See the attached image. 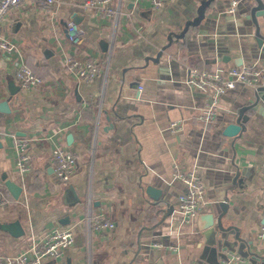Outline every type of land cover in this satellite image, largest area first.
Wrapping results in <instances>:
<instances>
[{
	"label": "crops",
	"instance_id": "0c3cea01",
	"mask_svg": "<svg viewBox=\"0 0 264 264\" xmlns=\"http://www.w3.org/2000/svg\"><path fill=\"white\" fill-rule=\"evenodd\" d=\"M83 1L43 9L25 0L0 24L14 47L0 49V197L8 200L0 255L69 227L72 247L44 264H220L229 245L264 264L256 238L264 224V93L238 84L204 125L196 114L209 95L187 87L190 69L220 63L259 70L264 81V0H164L158 10L110 0L114 20L95 17ZM69 21L82 33L77 45ZM67 55L96 58L104 73L77 82ZM20 61L41 78L38 87L19 88ZM229 123L241 125L234 137L222 133ZM16 138L30 141L24 176L15 168ZM58 145L76 156L69 182L53 174ZM95 217L114 228L95 232Z\"/></svg>",
	"mask_w": 264,
	"mask_h": 264
},
{
	"label": "built area",
	"instance_id": "2783aa9c",
	"mask_svg": "<svg viewBox=\"0 0 264 264\" xmlns=\"http://www.w3.org/2000/svg\"><path fill=\"white\" fill-rule=\"evenodd\" d=\"M25 0H0V24L9 13L18 8ZM36 2L41 8L48 9L55 6L57 0H31ZM138 2H148L153 9L158 10L164 0H137ZM237 5L236 1L231 3V10ZM80 7L93 12L95 17L104 20H114L118 11L110 0H85L80 3ZM66 34L68 40L73 45L80 42L82 33L76 24L66 22ZM0 49L6 52H13L14 47L9 42L0 37ZM65 70L77 82L89 83L97 79L104 73V63L96 58L80 59L76 55H67L63 58ZM261 71L250 70L249 68L225 67L217 64L212 71L189 70L187 87L189 90H201L209 95L208 103L200 108L196 114V120L204 125L211 124L217 111V104L220 97L228 90L234 89L238 84H247L255 89L264 86V81H257ZM15 79L19 88L23 91H30L38 87L42 80L26 66L23 61L17 63L15 69ZM141 89V87H140ZM30 141L26 138H16L13 142L15 152V168L17 172L24 176L31 170V156L28 152ZM54 177L61 182H69L76 173V156L63 146H54L51 150ZM190 194L187 196L191 202L198 199L197 187L192 185ZM8 205L7 198L0 197V209ZM92 228L95 232H102L114 228V223L104 217L91 219ZM256 238L264 242V224L256 232ZM74 243V235L69 227L52 228L41 240H31L20 252L9 255H0V264H44L48 259L57 260L62 258L67 250ZM226 259L222 264H251L235 251H225Z\"/></svg>",
	"mask_w": 264,
	"mask_h": 264
},
{
	"label": "water",
	"instance_id": "95a60500",
	"mask_svg": "<svg viewBox=\"0 0 264 264\" xmlns=\"http://www.w3.org/2000/svg\"><path fill=\"white\" fill-rule=\"evenodd\" d=\"M257 42H258V44L260 45V46H262V44H263V41L261 40V39H257ZM236 63H240V61H237ZM264 73V72H263ZM257 96H263V93H264V86H261V87H258L257 89ZM241 130V125L240 124H238V123H229V124H227L226 126H225V128L223 129V135L224 136H226V137H234V136H236L238 133H239V131ZM1 229H3V227L2 226H0V230ZM220 229V228H219ZM229 248H231V249H224V252L225 251H233V247L231 246V245H229ZM223 251V250H222ZM224 252L222 253L221 252V254H219V257H220V264H222V261L224 260V259H226V255L224 254ZM250 261V263L251 264H258L257 263V259L255 258H252V259H250L249 260Z\"/></svg>",
	"mask_w": 264,
	"mask_h": 264
}]
</instances>
